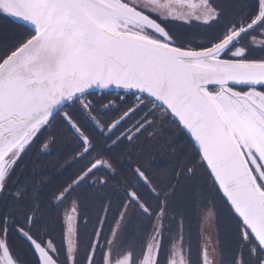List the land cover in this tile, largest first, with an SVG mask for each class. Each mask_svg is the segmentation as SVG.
I'll use <instances>...</instances> for the list:
<instances>
[{
	"label": "snow or ice",
	"instance_id": "1",
	"mask_svg": "<svg viewBox=\"0 0 264 264\" xmlns=\"http://www.w3.org/2000/svg\"><path fill=\"white\" fill-rule=\"evenodd\" d=\"M0 17V264H264V0H0ZM69 137L63 183L20 167ZM195 205L228 231L193 257Z\"/></svg>",
	"mask_w": 264,
	"mask_h": 264
},
{
	"label": "trees",
	"instance_id": "2",
	"mask_svg": "<svg viewBox=\"0 0 264 264\" xmlns=\"http://www.w3.org/2000/svg\"><path fill=\"white\" fill-rule=\"evenodd\" d=\"M8 22V18L0 17V24L2 22ZM177 27L181 32H189L194 33L197 31V29L192 26H181L179 23H177ZM259 54V53H256ZM109 115H112L109 113ZM171 133L172 136H174V142L176 144H183L185 142L184 137L180 134L174 131V128H170L169 132L164 136L165 140L172 142V136L169 135ZM70 137L65 138L62 142L58 141L57 143L51 145L49 152H41V158L46 159L45 161L49 163L47 167V174L44 175L43 171H41L39 161L34 160V158L31 155H28L24 158V160L21 162L20 167L23 168L25 165H27L28 170L30 171L33 167V164L35 163L36 171L43 173V179L46 180V182L49 184L50 187L58 185L57 180L58 177H65L66 179L73 174L80 165H73L70 169L68 165L72 164V157L69 155L71 152L72 145L69 143ZM140 144V149L143 151V158L147 160H151L153 163L156 162L157 156L153 155L150 152L144 151L146 150V146L150 144V141L148 138L143 137L140 138V141L138 142ZM160 143H163L161 141ZM51 150V152H50ZM50 153V154H49ZM70 169V170H69ZM45 176V177H44ZM65 179V180H66ZM63 180V182L65 181ZM60 184V183H59ZM111 187V186H109ZM211 207V205H209ZM91 211V209H90ZM202 211H205L203 206L201 205H195L189 208L185 215L184 220V234L185 239L188 242V244L191 247L193 257H195L196 253L199 251V226L201 222V213ZM82 223V221H81ZM215 228L217 231V237L219 239V242L222 246L226 244L227 241V231H228V218L226 216L225 211L223 210L222 206L220 207V210L218 212V216L215 218ZM187 248V245H186Z\"/></svg>",
	"mask_w": 264,
	"mask_h": 264
},
{
	"label": "flooded vegetation",
	"instance_id": "3",
	"mask_svg": "<svg viewBox=\"0 0 264 264\" xmlns=\"http://www.w3.org/2000/svg\"><path fill=\"white\" fill-rule=\"evenodd\" d=\"M97 95H99V93L97 94ZM114 98V97H113ZM120 105H119V102H117V107H119ZM112 114V113H111ZM170 128H174V126H170ZM170 128L168 129V130H166L165 131V133H164V136L169 132V130H170ZM152 130L151 129H149L147 132H144L143 134H142V136H141V138H143V137H146V138H148V136H149V132H151ZM169 135L170 136H172L171 135V133H169ZM172 142H174V136H172ZM141 147V146H140ZM140 151L143 153V151L140 149ZM144 151H147V152H150V153H152L153 155H155V156H157V158H156V162L155 163H153V165H154V167H156V171H157V175H159L160 174V171H161V169H164V168H167V167H169L170 166V164H171V160L169 159V157L165 154V153H163V152H160L159 151V143H156V144H149L148 146H146V150H144ZM45 152H49V150H47V151H45ZM50 152H51V150H50ZM52 153V152H51ZM29 155H31V156H33V157H30L29 158V160H31V158H34V160H36V161H39L38 163L40 164V167L42 168L41 169V171H43V173H44V175L45 174H47V167H48V165H49V163L48 162H46L45 160L46 159H43V158H41V155L39 154V155H37V150H33ZM32 161V160H31ZM36 163V162H35ZM70 169H71V167H70ZM69 169V170H70ZM72 175V174H71ZM70 175V176H71ZM98 175H103V173H99ZM45 177V176H44ZM66 178L64 177H58L57 178V180H59L58 182H57V184H61V183H63V180H65ZM47 180V179H46ZM45 180V181H46ZM67 180V179H66ZM57 186V185H56ZM111 186V185H110ZM53 187H55V186H53ZM51 188V187H50ZM201 218V217H200ZM215 220V219H214ZM215 223V222H214ZM214 228H215V224H214ZM90 230V229H89ZM199 246H200V249L199 250H201L202 248H203V246H204V244H205V242H204V240H203V236H202V234H201V222H200V226H199ZM213 238H214V233H213ZM218 239V237H217V231H216V228H215V238H214V242L216 241ZM217 259H219L218 257H217Z\"/></svg>",
	"mask_w": 264,
	"mask_h": 264
},
{
	"label": "rangeland",
	"instance_id": "4",
	"mask_svg": "<svg viewBox=\"0 0 264 264\" xmlns=\"http://www.w3.org/2000/svg\"><path fill=\"white\" fill-rule=\"evenodd\" d=\"M0 25H7L6 22H2ZM205 211H202L201 213V234L203 236V240L205 242V238H211L212 241L214 242L215 238V228H214V222L215 218L211 221L205 219ZM213 233H214V238H213ZM210 250V249H209Z\"/></svg>",
	"mask_w": 264,
	"mask_h": 264
}]
</instances>
